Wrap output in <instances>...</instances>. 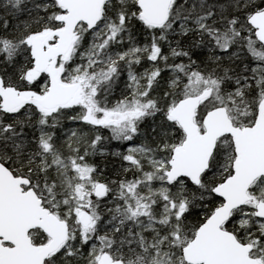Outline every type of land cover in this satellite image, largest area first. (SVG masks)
I'll list each match as a JSON object with an SVG mask.
<instances>
[{"label": "snow or ice", "instance_id": "snow-or-ice-1", "mask_svg": "<svg viewBox=\"0 0 264 264\" xmlns=\"http://www.w3.org/2000/svg\"><path fill=\"white\" fill-rule=\"evenodd\" d=\"M0 264H264V0H0Z\"/></svg>", "mask_w": 264, "mask_h": 264}]
</instances>
